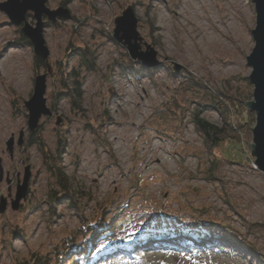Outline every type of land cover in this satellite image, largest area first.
Returning a JSON list of instances; mask_svg holds the SVG:
<instances>
[{"label":"rangeland","instance_id":"1","mask_svg":"<svg viewBox=\"0 0 264 264\" xmlns=\"http://www.w3.org/2000/svg\"><path fill=\"white\" fill-rule=\"evenodd\" d=\"M46 5L71 17L56 23L44 18L52 65L46 99L53 115L43 116L35 131L29 129L25 102L34 94L36 77L47 70L22 37L23 24H13L0 9V123L8 125L0 135V201L8 203L0 212V264L34 259L45 264H239L214 248L197 249L199 237L219 233L239 244L227 248L254 258L252 264H264V174L251 145L257 116L253 112L234 149L225 138L212 146L192 119L200 112L221 127L229 103L249 109L255 89L247 60L256 45L253 0H47ZM129 7L138 18L139 51L151 52L150 45L162 62L134 75L122 64L145 67L113 35L116 18ZM33 15L26 14L35 26ZM233 16L244 24L245 49L235 55L219 45L208 47V35L222 39L220 29ZM79 47L93 54L92 71L74 54ZM72 67L81 73V105L61 90ZM20 76L27 78L25 84L18 82ZM41 148L49 161L64 151L60 168L70 193L56 187ZM27 168L28 195L13 210L11 201ZM99 223L103 228L97 231ZM176 233L182 234L184 247L158 251L140 244Z\"/></svg>","mask_w":264,"mask_h":264},{"label":"water","instance_id":"2","mask_svg":"<svg viewBox=\"0 0 264 264\" xmlns=\"http://www.w3.org/2000/svg\"><path fill=\"white\" fill-rule=\"evenodd\" d=\"M47 0H8L0 3V9L7 13L8 17L13 24L20 26L23 24L22 32L25 37L29 38L35 54L40 57L46 65L47 73L40 74L35 79V89L33 96L25 102L29 111L28 125L31 131H35L39 127L40 120L43 116L51 117L52 110L48 107L46 99L47 91V78L52 72L49 55L50 50L46 46V39L44 38L45 21L46 17L49 21L56 23L59 18L69 19L71 15L67 10L59 8L51 10L46 5ZM256 7L257 26L253 31L254 40H256L255 48L252 54L247 57L248 64L252 67L253 71L249 77L250 83L254 86V98L252 101L247 102L246 105L257 116L256 125L253 129L254 142L252 145V155L256 160L257 169L264 174V0H253ZM33 12V16L37 19L35 26H32L27 21L26 14ZM116 28L114 30V38L121 45L127 46L129 55L133 61H139L146 69L158 68L162 62L157 59V55L153 48L149 45L148 49L151 52L142 53L139 51L140 45L138 41L141 36L138 32V18L136 12L132 7L123 11L121 17L115 20ZM181 66H176L175 71H180ZM21 137V136H20ZM14 140L9 143V148L12 151ZM22 143V137L20 139ZM2 170L0 166V176ZM30 173L27 172L23 178V182H19L17 188V195L11 201L12 209L18 210L22 199L28 195V188L30 183ZM7 200L2 198L0 201V212L3 213L7 210Z\"/></svg>","mask_w":264,"mask_h":264},{"label":"trees","instance_id":"3","mask_svg":"<svg viewBox=\"0 0 264 264\" xmlns=\"http://www.w3.org/2000/svg\"><path fill=\"white\" fill-rule=\"evenodd\" d=\"M22 37L27 40L29 44L31 43L27 37L23 35ZM74 54L77 55L78 58L83 61L82 66L85 67V69L90 71L95 69L93 54L90 53L87 49H85L84 47H79L77 52ZM36 60H38L40 64L42 66H45L46 68L45 62L40 57H36ZM137 65L138 63L136 62H126L125 64H122L124 70L128 71L132 75H134L136 72L138 73L140 70H143L145 72L151 70L145 69L143 67L138 69V67H136ZM62 80L63 85L61 87V90L63 92H66L68 94L67 96H69V98L73 100V102H77L81 105V100L83 97L81 91V73H77L75 67H72L71 72L69 74H67L66 72L64 73ZM67 81H70V84H67ZM228 105L229 106H227L228 110L226 112V116L222 114L225 123L221 127H217L216 125L214 126L210 124L205 118L201 116L202 113L200 112H195L192 116V119H194L193 122L196 125L197 130L199 131L201 136L204 138V140H207V142L211 143L212 146H216V144L221 141L220 138H225L227 139L226 141H228L229 149H234L235 147H238V145H241L242 142L240 139V132L243 127L250 123L248 120L249 118L251 119V117H253L254 113L247 107L243 106V104L237 103L235 101L229 103ZM229 108L231 111L229 110ZM63 148L65 149L66 146H63ZM41 150L43 153L46 168H48V171L53 177V179H56V187L64 193H70V182L66 177L65 172L62 170V168H60V159L61 156L64 154V151L60 150L58 152L57 158H53L51 159V161H49L47 149L41 148ZM101 228H103L102 223H99L96 229L97 231H99V229ZM24 264H45V262L39 263L36 261V259H34L32 261H27Z\"/></svg>","mask_w":264,"mask_h":264},{"label":"bare ground","instance_id":"4","mask_svg":"<svg viewBox=\"0 0 264 264\" xmlns=\"http://www.w3.org/2000/svg\"><path fill=\"white\" fill-rule=\"evenodd\" d=\"M194 13H195V11H194ZM235 18H236V16H233V18H232L233 20L231 21L229 26H226V27L220 29L222 39L215 37L214 34L208 35V38L206 40L208 47L219 45L221 47L222 51L225 50V51H228L231 53L234 52L235 55L237 52L245 49V47L249 44V40H247V36H246V30L244 29V24H239L238 22H236ZM212 19L215 20L216 18L212 17ZM215 21H217L219 23V21L217 19ZM234 63L236 65H239V67H242L240 62L239 63L234 62ZM234 63H229L228 65H233ZM227 71H229V69H227ZM8 78H10L9 74H8ZM26 79H27L26 77L24 78V77L20 76L18 82L25 84L27 81ZM142 103H143L142 101H138L137 105L138 104L142 105ZM7 128H8V125H4V124L0 123V135L4 134L3 132H5L4 130ZM161 147L165 150V148L163 146H161ZM156 148H158V147L156 146L155 149ZM157 159H159V158H157ZM160 160H161V158H160ZM152 161H153V159H151V161H148V164L150 165ZM184 234L185 233H183V235ZM181 235L182 234H180V233H176L172 236H165L162 238L155 236L154 238L145 239L143 241V243L141 241L140 244L143 247L144 246H153L158 251L162 250L163 249L162 247H165V246L184 247V245L182 243V239H179L181 237ZM211 236H216L218 238V240L212 239ZM233 242L234 241L230 240L229 237L219 233V234H215V235L209 234L206 236L199 237L198 241L195 243V245H196L197 249L199 247L201 248V246H205L206 249L214 248V250L216 251V254H218V256L223 254V255L229 256L230 258L232 257V258L237 259L239 264H246L247 257L244 256L241 253V251H235L236 249L232 248V247H231V249L227 248L228 243L234 244L236 241L234 243ZM235 244H234L235 246H239L238 242H236ZM120 256H122V255H120ZM253 260H254V258L248 260L247 263L252 264Z\"/></svg>","mask_w":264,"mask_h":264}]
</instances>
